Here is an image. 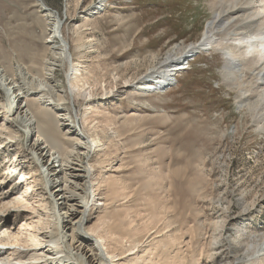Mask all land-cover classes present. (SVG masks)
Wrapping results in <instances>:
<instances>
[{"label":"rangeland","instance_id":"374dc122","mask_svg":"<svg viewBox=\"0 0 264 264\" xmlns=\"http://www.w3.org/2000/svg\"><path fill=\"white\" fill-rule=\"evenodd\" d=\"M210 1L212 3V0H0V68L6 71L9 78L22 85L21 99L16 98L15 101V96L0 87V124L2 121L10 122L11 112L7 113L6 108L8 104L5 108L2 105L6 99L9 104L14 103L13 113L17 100L22 106L29 104V101L39 100L41 107L49 109L47 123L42 120L41 127L45 137L51 139H47L49 146L54 149V144L61 142L57 144V150L50 152H55L52 166L57 167L61 163L58 161L59 153L62 156L71 151L72 143L61 138V131L55 127V115L61 123L65 118L66 126L75 132L84 131L86 126L80 120L79 125L72 119L68 120L67 114H71L72 108H68L66 100L59 102L55 94L63 92L60 95L67 97L70 93L69 98L73 99L75 106L72 115L76 113L82 120H91L95 116L99 122H114L104 134L99 133V136H104V146L96 148L91 158L86 153L81 157L82 161H76V154L72 152L68 163L56 168L63 169L66 174V168H76L77 172L74 173L81 176L77 181L80 180L79 184L85 182L87 186L85 196L81 190L73 191L68 187V191H65L67 196L77 197L79 204L86 209L87 223L81 231L88 242L81 246L91 250V253L103 257L111 248H116L113 239L116 241L120 235L119 231L113 229L112 233L117 234L109 241L110 246L98 248L93 239L101 234L108 240V235L101 229L100 233L92 234L87 232V228L96 223V215L101 211V214L107 211L124 216L129 210L135 214L131 215L136 222L133 225L140 226L149 224V213L154 211L153 208L160 212L164 205L169 212L167 218L170 217L174 223L172 227L180 228L177 234L183 236L177 250L180 260H183L181 264H220L217 260L220 252L210 251L209 244L219 236V229L216 231L214 225L220 227L226 216L235 219L233 227L239 233H229V238L234 242L240 239L239 235L246 239L264 234V134L258 133L253 120H241L238 109V102L241 98L243 100L240 91L248 93L250 86L258 82L259 74L258 77L252 75L253 71L247 72L248 67L239 62L235 68L241 65L244 71L237 73L236 85H230L223 79L226 61L220 53L194 52L185 61L182 60L180 64L184 68L181 71L170 69L174 70L171 72L172 81L169 80L174 87L169 89L170 85H164L163 89L157 88L162 86L158 85L162 79L155 78L160 77L157 73L164 72L165 75L170 71L157 64L170 60L168 53L172 46L186 44L190 47L189 43L199 40L211 18ZM97 4L98 9L95 7ZM260 11L257 26H264V10ZM54 15L61 25H57ZM78 26H84L82 30L85 31L76 34ZM61 31L64 36L60 34ZM47 33L49 39L45 40ZM222 40L225 46H231L232 40ZM45 41L50 42V47L56 46L58 50L55 53L64 51L67 41H70V54L65 52L70 57L69 63L64 60L56 64L52 71H42V66L47 65L48 68L52 61ZM92 48L97 53H91ZM245 48L243 58L247 55L248 49ZM78 63V71H74ZM154 69L158 72L152 71ZM76 72L81 76L75 75ZM114 72L119 74L120 79L113 82L109 75ZM146 72L153 75L149 83L158 81L151 86L152 92L144 95L146 89H135V86L138 85L136 80ZM260 75L264 78V72ZM129 78L132 84L121 80ZM75 79L80 82L78 88L83 83L88 84L84 85L82 91H89L88 87H93L91 99L75 98L77 89L67 84L68 80L73 82ZM43 82H47L53 91L46 93L40 89ZM40 95L44 96L41 98ZM251 95L255 96V93ZM91 106L96 109H88ZM20 128L24 131L23 127ZM0 133V141H3V148H0V194H6L10 200L17 194L24 195L27 186L26 182L20 183L13 178L14 172L17 171L19 176L22 172L33 170L35 165L26 149L30 143L25 134L20 132L17 138L9 140L7 131L0 129ZM32 139L34 141V137ZM116 150L113 156L112 152ZM15 155L19 159L18 165L10 173L7 167L15 162ZM33 180L38 185L35 189L31 187L30 195L25 194L31 198L27 202L37 211L46 212L47 201L40 198V177ZM101 181L113 184L116 189L114 199L109 196L112 186L106 183L101 184L100 188V197L104 199L95 195L97 183ZM68 184L63 182L62 188L65 189ZM48 188L56 189L54 186ZM26 213L12 209L7 214H1L0 233L5 228L14 233L20 225L29 223L24 219ZM34 218L37 219L36 214ZM41 218V222H45L46 215ZM191 230L194 232L192 236L187 232ZM164 232L156 235L159 236L156 239H163L161 236ZM154 237L152 235L143 244L138 258L153 253L154 247L148 243ZM26 240L32 246L33 243ZM54 240L52 238L51 241ZM188 241H191L189 245ZM49 246L54 247L51 243ZM3 250L8 252L7 248ZM212 253L218 254L209 258ZM262 253L264 244L259 255ZM5 254L1 253L2 256ZM119 257H110V263L113 264L112 261ZM131 257L121 262L136 264V259L132 260Z\"/></svg>","mask_w":264,"mask_h":264},{"label":"bare ground","instance_id":"6f19581e","mask_svg":"<svg viewBox=\"0 0 264 264\" xmlns=\"http://www.w3.org/2000/svg\"><path fill=\"white\" fill-rule=\"evenodd\" d=\"M210 4H211V8L209 10L211 13V18L207 21V26L203 28L199 40H197L196 42L189 43L191 44L190 47H188V45L186 44H182V45L179 44L172 46L170 48L171 51H169L168 53L170 54L169 57L171 56L170 60L166 61V63L164 62L165 65L163 62H159L157 66L158 65H160L161 67L164 66L166 67V69L169 70L172 68L176 72L181 71L184 67L183 64L180 63H183V61H185L186 58H188L189 54H193L194 52L196 53L199 52L198 54H201L203 52L206 53V52L216 51L220 53V55L226 61V65L225 67H223V74H224L223 79L225 81L227 80L226 82H228L230 85H236V83L238 82L237 81L238 76L236 75L237 73H239V71H244V68L243 66L241 67V65H239L238 68H235V65L239 62H243L245 66L248 67V70H246L247 72L253 71L252 75L256 74L257 75L256 77H258L259 74V77L257 78L258 82L255 83L254 85L252 84L249 90H247L248 93L250 92V95L247 92L245 93L243 90L240 91V94L243 96V100L241 98V101L239 102L237 101L238 109L241 112L240 117L242 118L241 120L243 121L246 118H248L249 120H253L255 127L258 130V133L264 134V78L263 76L260 75L261 72H264V26H257V22L259 21L258 16H261L260 10H264V0H212V3L210 1ZM53 18L55 19L58 26L61 25V21L57 20L55 15L53 16ZM82 27L84 26L77 27L76 34L77 33L81 34L82 31H85L82 30ZM79 29L81 30L78 31ZM60 34L64 36L62 31ZM48 35L49 33H47L45 40L49 39ZM222 38H227V40H232V42L230 41L232 43L230 44L231 46H227V45L225 46V43L222 40ZM54 40L58 41V38H55ZM80 41L81 39H79V42ZM69 42L70 41H67L66 46L64 47V51H61L60 53H55V50L56 51L58 50L56 46L50 47L49 46L50 42L45 41V43L48 45V50L52 54V59H50L52 61L49 64L48 68L47 65L45 67L42 66L43 68L42 71H52L54 67H57L56 64L63 63L64 60H67L69 63L70 57L68 56L67 53H65L68 52L70 54L71 43ZM247 43H250L248 44L249 46H244ZM244 47H246L245 50L248 49L246 57L249 58L247 59L246 57L244 58L241 57L244 53L243 52ZM91 53L93 54L97 53V51H95V48H92ZM173 57H176V59H173ZM247 61H251L253 64L251 65L249 62L247 63ZM249 64L251 66H249ZM78 68H79V63L77 65L76 70L74 71H78L77 70ZM174 70H170L169 72L168 70L167 71L165 70L166 72H168L167 73L168 75L167 74L164 75V72L157 73V76L160 77H155V78L162 79V81L157 80L159 82L158 85H162L161 87L157 86V88L163 89L164 85H168V87L170 85L169 89L174 87V84L170 83L169 81L172 79L171 72H174ZM18 71L21 70L18 69ZM152 71H157V70L154 69ZM151 73L152 72H146L143 77H139L136 80L138 85L135 86V89H138L139 87L145 88L146 90L144 92V95L147 93H151L152 92L151 86L153 84L154 85L157 84L156 83L157 81L149 83V78L153 77ZM75 75L81 76L79 72H76ZM109 76H110L109 78L113 82L118 81L120 79V76L117 72L111 73ZM241 77H243V73ZM261 78L263 79L261 82H259ZM257 79L255 78V80ZM121 80H123L124 83L132 84L131 78L121 79ZM45 83L43 84V87L40 89H42L46 93L47 91H53V88L50 87L48 83L47 84ZM79 83L80 82L78 81V79H75L73 82H70L69 80L67 81L68 85H72V89L74 90L77 89L75 98H79V99L83 98L84 100H88L93 95V92H91L93 87L90 88L88 87L87 90L90 89L89 91L86 90L82 91L84 85L87 86L88 84L83 83L82 86L78 88ZM245 84L246 83L244 82L242 86L243 89L245 87ZM248 84H250V82ZM1 86L5 91L8 92V94L15 96L14 101L16 98L21 99V97H19L20 96L19 94L22 91V85H20V82H15L14 79L9 78L6 74V71L2 68H0V87ZM103 88L105 90L106 87L103 86ZM80 89L81 91H79ZM167 89L168 88H166V90ZM253 92L255 93V96L251 95V93ZM60 94L58 95L55 94V97L58 99V101L60 102L66 100V102L68 103V108H72V112L75 111L74 101L73 99L69 98L70 93H68V96L66 95L67 97L63 95L61 96ZM43 96L44 95H42L41 98ZM8 101L9 100L6 99L2 105L3 108H5V106L8 104L6 108L8 111L7 113H9V111L11 112V114L9 115L10 122L2 121L0 124V129L4 132L7 131V138L9 140H14L15 138H17L20 132L26 135L30 143L27 144L26 149L29 151L28 153L30 154L31 159L33 160L35 166L33 170H29L28 173L22 172L19 174L18 181L20 183L24 181L26 182L27 185L26 188H24L25 190L24 195L21 194L19 196V194H17L16 196H14V198L8 200L6 194L5 195L0 194V200H3V203H0V212L4 211L3 213H0V215L7 214L9 210L12 209H17L19 211L23 210L28 212L26 213V215H24L25 217L24 219L29 221V223H23L22 225H20L18 227V230L16 229L17 231L14 233L10 231V229L8 228H5L0 233V247H2L0 248V264H111L110 263L111 261L109 260L110 257L111 259H113L116 258L117 256L120 257L116 261H112L114 262L113 264H124L121 261L128 256H132L131 257L132 260L136 259L135 262L136 264H181L182 263L181 261L183 260H180L181 256H179L177 250H178V246H181L180 244L182 242L179 240L183 236H181L182 234L181 235L177 234L180 233L181 231L180 228L179 231L178 227L176 226H175L176 228L172 227L174 223L172 222L170 217L167 218V214L169 212L167 213L168 209L164 205L160 209V212L159 210H156L154 208H153L154 211L149 210L151 212L149 213L150 217L148 218L149 224L144 223L143 225L140 226L133 225L135 220L131 215H135V214L129 210H126L124 216L123 215L118 216L116 214L113 215L111 214V212H107V211L104 214H101L102 213L101 211L100 214L96 215V223L93 224L90 228L88 227L87 232L92 234H97L100 233L99 230L101 229L102 230L101 232H104L106 233V235H108V240H106L101 234L100 235L97 234L96 236L97 239H93V241L97 243L98 248L100 247L101 249V246L103 247L106 245L110 246L109 241L111 240L113 235L117 234V233H112L113 232L112 230L116 229L117 231L120 232L119 233L120 235L118 236L117 240L115 241V239H113L116 248L115 249L111 248V251L107 252L105 254L106 256L104 255L105 257L104 256L101 257L97 255V253H91V250H87L85 247L81 246V244L88 242L86 236L83 235V232L81 231L82 227H84L87 223V215L85 214L87 212H85L86 209H83L84 205L81 206L79 204L80 202L77 201L79 199H76L77 197L75 198L72 196H67L65 190H67L68 187L73 191L81 190V192H83L85 196L87 186H85L86 185L85 182L83 184H79L78 181L80 180L77 181V179L80 178L81 176L74 173L77 172V170H75L76 168L75 169L66 168V172L68 171V174H66L63 169L57 170L56 168L65 166L64 164L68 163V158L72 152H75L76 154V157H74L75 160L77 159L76 161L79 160L82 161L81 160L83 158L82 156L85 155L86 153L89 154L88 156L91 158V156H93L96 153L95 152L96 148L100 147L101 145L104 146L103 143L105 141H102L103 140L102 137L104 136H99V133L104 134L106 130L110 129L111 126L114 124L113 121L107 120V121L99 122L97 121V118L95 116H93L91 120H87V119L82 120L78 117L76 113L72 115L71 112V114L70 113L67 114L68 120L72 119L74 120L73 122L74 123L76 122L78 125L80 120V122H83V125L86 126L84 131H80V128L77 127V129L80 132H75L71 127L66 126L67 123L65 121L67 120H65V118H62L63 120L61 123L59 120H57L58 116L55 115L54 118L55 119L54 122L56 121L55 127L59 132L61 131V138L65 141H71L72 143L71 151L66 152L62 156H59L60 151L58 152L59 153L58 161L61 163L56 167V166H52L53 164L52 156L55 154V152L53 151L54 153L52 154H50V152H52V150L54 149L57 150L58 149L57 146L61 144V142H56V143L54 142L55 144L54 143L53 144L56 147L54 146V149L51 148L48 144L49 143L48 140L51 139H49V137L47 136L45 137V134H43L44 131H42L41 128L44 120L46 122L47 113L49 109L46 110V107L45 108L41 107V103L39 102V100H35L36 102H34L33 100L31 102L29 101V104H25L24 106H22L21 104L19 105V100H17V104L16 107L14 108V113H13L14 103L12 102L9 104ZM88 109L93 110L96 109V107L91 106ZM246 126L247 125H245V127ZM20 127H23L24 131H21L22 129ZM65 127H67L66 131H64ZM32 137H34V141ZM89 139H91L90 142L88 141ZM2 143L3 141H0V148L1 147L3 148ZM112 153L114 156L117 153V150ZM18 160L19 159L17 157L15 162L7 167V171L10 169V173L13 172L15 166L18 165L17 163ZM63 172H64L63 175L64 177L61 178L60 175ZM174 175H176V173ZM166 176L168 175L166 174ZM35 177H40V181L38 182L40 185H42V187H40L41 190L40 194L42 195V197L40 198H42V200L44 201H47L46 206L44 208L45 210H47L46 212H41V211L39 212L40 209H38L37 211L32 204L27 202L29 199H31L29 198V195L32 192L31 187H34L35 189V187L38 185L35 180L31 181V179ZM63 182L65 184L69 183L67 187L65 186V189L62 188L64 187ZM103 183H106L108 186H112L111 194L109 196L110 198L114 199L116 197V189L113 187L112 183L110 182L107 183V181H101L97 183L98 185L97 194L95 195H97L98 198L100 199L102 198V200L104 199L103 197H100L102 192L100 188H101V184ZM71 184L73 186H71ZM49 186H54L56 187V189L51 190L48 188ZM78 186H80V188L77 189ZM26 193L29 195L28 196L25 195ZM81 197L83 196L81 195ZM98 204L100 205L101 203ZM101 205H103V203ZM35 214L37 215V219L34 218ZM43 215H46L45 222H41L42 219L41 216ZM48 218L50 220H48ZM169 218L171 221L167 220ZM232 218L234 217L229 218L226 216L224 222L221 224V226L218 225L220 226L218 228L216 224L214 225L216 231L217 229H219V233H218L219 236L217 237L218 239L216 238V240H214L213 243L210 242L209 244L210 251L220 252L219 256H217V260H219L220 264H263L264 254L263 253L262 255L259 254L264 244V234L255 237L249 236L250 238H246V239H244V236L242 235L240 236L238 234L239 238L242 241L238 239V241L235 240L234 242V240H231V238H229V233L237 232L234 229L235 227H233L234 226L233 222L235 219ZM1 220L2 219L0 218V221ZM192 231L193 230L187 232H189L192 236V233H194ZM163 232L165 233L164 235H162L163 237L161 236V238L163 239L157 240L156 238H158L159 236L156 235ZM152 235H154L155 237L151 239V241L148 244L151 243L150 245L154 247L153 253L148 255V257L145 256L144 258H138V253L140 252V249L142 248L143 244L146 243L147 240L150 239ZM209 236L211 237V235ZM145 237L148 238L144 239ZM52 238H55V240L51 241ZM26 239H28L33 243L32 246H30V244L27 243ZM191 241H188L187 245H189V242ZM79 242L80 244H78ZM48 243L49 244L51 243L52 246L54 247L49 246ZM5 248L8 249V252L7 250H3ZM117 248H119L118 251ZM55 249H61V250L59 251ZM2 252L6 254L2 256L1 255ZM217 254L218 253H212L211 255H209V258L215 257V255ZM213 262L214 261H212V263Z\"/></svg>","mask_w":264,"mask_h":264}]
</instances>
